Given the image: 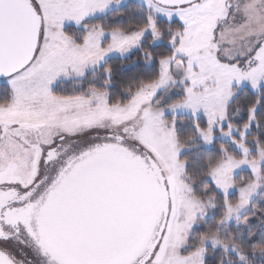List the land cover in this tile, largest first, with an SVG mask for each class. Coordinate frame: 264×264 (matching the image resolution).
I'll return each mask as SVG.
<instances>
[{
  "label": "snow or ice",
  "instance_id": "1",
  "mask_svg": "<svg viewBox=\"0 0 264 264\" xmlns=\"http://www.w3.org/2000/svg\"><path fill=\"white\" fill-rule=\"evenodd\" d=\"M0 264H264V0H0Z\"/></svg>",
  "mask_w": 264,
  "mask_h": 264
}]
</instances>
